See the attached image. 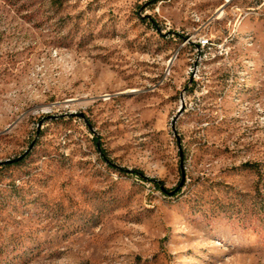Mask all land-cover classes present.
I'll list each match as a JSON object with an SVG mask.
<instances>
[{"label":"rangeland","instance_id":"obj_1","mask_svg":"<svg viewBox=\"0 0 264 264\" xmlns=\"http://www.w3.org/2000/svg\"><path fill=\"white\" fill-rule=\"evenodd\" d=\"M15 160L0 264H264V0H0Z\"/></svg>","mask_w":264,"mask_h":264},{"label":"water","instance_id":"obj_2","mask_svg":"<svg viewBox=\"0 0 264 264\" xmlns=\"http://www.w3.org/2000/svg\"><path fill=\"white\" fill-rule=\"evenodd\" d=\"M27 155V153L25 154V156ZM22 158H19L18 160H21ZM18 160H15V161H6V162H1L0 163V166H4V165H9V164H12V163H14V162H16V161H18Z\"/></svg>","mask_w":264,"mask_h":264},{"label":"bare ground","instance_id":"obj_3","mask_svg":"<svg viewBox=\"0 0 264 264\" xmlns=\"http://www.w3.org/2000/svg\"><path fill=\"white\" fill-rule=\"evenodd\" d=\"M203 44H204V45H207V44H208V41L203 42Z\"/></svg>","mask_w":264,"mask_h":264},{"label":"built area","instance_id":"obj_4","mask_svg":"<svg viewBox=\"0 0 264 264\" xmlns=\"http://www.w3.org/2000/svg\"><path fill=\"white\" fill-rule=\"evenodd\" d=\"M203 41H204V40H201V41H200V46H201V44H202Z\"/></svg>","mask_w":264,"mask_h":264},{"label":"trees","instance_id":"obj_5","mask_svg":"<svg viewBox=\"0 0 264 264\" xmlns=\"http://www.w3.org/2000/svg\"><path fill=\"white\" fill-rule=\"evenodd\" d=\"M22 162V161H21ZM4 166H8V165H4ZM4 166H0V167H4Z\"/></svg>","mask_w":264,"mask_h":264}]
</instances>
